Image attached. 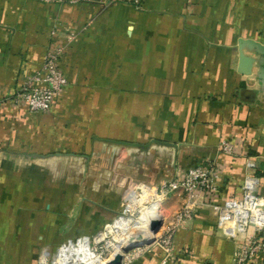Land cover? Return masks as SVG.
<instances>
[{
  "label": "crops",
  "instance_id": "obj_1",
  "mask_svg": "<svg viewBox=\"0 0 264 264\" xmlns=\"http://www.w3.org/2000/svg\"><path fill=\"white\" fill-rule=\"evenodd\" d=\"M56 47L70 86L34 115L12 98ZM206 162L221 171L216 203L242 199L248 172L264 196V0H0V264L100 231L123 183L156 189ZM202 203L171 257L158 247L131 264H234L256 227L242 234Z\"/></svg>",
  "mask_w": 264,
  "mask_h": 264
},
{
  "label": "built area",
  "instance_id": "obj_2",
  "mask_svg": "<svg viewBox=\"0 0 264 264\" xmlns=\"http://www.w3.org/2000/svg\"><path fill=\"white\" fill-rule=\"evenodd\" d=\"M50 1V0H45ZM64 48H53L49 51L41 70L22 82L12 102L17 106H25L34 115L49 113L57 99L70 86L69 79L60 69V61ZM239 145L229 140H223L219 151L227 156H238ZM247 156L249 167L255 157ZM251 165V166H250ZM221 171L216 162H206L186 170L170 181L163 182L157 189L162 197L168 200L179 197L182 199V209L172 222H163L161 231L155 236L158 247L162 248L167 258L174 253V237L177 228L192 220L197 201L202 205L217 208L224 217L234 221L240 233L245 234L250 226L258 231L252 238L244 239L236 244L234 264H252L264 257V196L259 193V180L252 172L245 178L244 195L242 199H233L218 204L215 199L220 195ZM131 190H129L130 192ZM205 199V201H204ZM158 238V239H157ZM167 258L160 264H167Z\"/></svg>",
  "mask_w": 264,
  "mask_h": 264
},
{
  "label": "rangeland",
  "instance_id": "obj_3",
  "mask_svg": "<svg viewBox=\"0 0 264 264\" xmlns=\"http://www.w3.org/2000/svg\"><path fill=\"white\" fill-rule=\"evenodd\" d=\"M123 184L125 185L123 186L125 187L124 193L122 197H120L118 200V203H117L118 206L115 211L116 213L114 214L112 219H110L101 228L100 231L96 233H92V234H83V233L79 234L76 230H74L75 232L69 235L70 237L68 236L66 241L61 243L55 249L48 250V252L45 250L40 251L38 264H103L104 261L106 260L108 261L109 258L112 257L113 255L112 253H114V249L116 246L115 243L119 240V236L123 235L124 237V234L127 233L124 229L119 228L118 226L117 222L121 220L120 219L117 221L119 216L127 215L129 218H131V219H126L125 224L126 225L131 224L130 231L135 232L139 229L146 228L144 226L143 227L138 226V217L141 216L139 215L141 209L154 204L158 200L163 201L164 209L155 218L156 226L159 223V221L167 222L170 219L169 217L173 215L176 216L182 209L181 207V209L179 208L176 211L172 209L170 210V208L167 207L166 205V203L168 202V198L162 197L159 193V190L157 191L158 188L153 189L152 187L143 186L140 183L135 184L134 182H132L131 184H127V185L126 183H123ZM129 190L131 191L129 192ZM135 197L139 198L138 199L139 204L135 202ZM132 205L135 206L133 211L131 210ZM112 225H114L113 229H116V232H115L116 235H111V233H109L108 230L106 232L107 227L112 226ZM66 226L68 227V229L73 227V222L68 223ZM148 235H151V234H148ZM151 238L153 239L152 242L154 241L153 243L145 244L141 240L142 243H140V245L142 244H145V245L135 247L129 253L124 252V258H123L122 264H131L137 258L142 256L144 253L149 252L153 250L154 248H158V244L155 240L156 238H154L153 235H151ZM77 239L82 240V241L88 239L89 245H84L83 248H81V250L79 249L80 251L78 250L77 253L73 252L71 256L68 255V256L63 257V252H61V250L65 246L69 245L70 243L76 242ZM46 255L48 256L47 258H46ZM78 255L81 256V258H79ZM77 261H80V262H77Z\"/></svg>",
  "mask_w": 264,
  "mask_h": 264
},
{
  "label": "bare ground",
  "instance_id": "obj_4",
  "mask_svg": "<svg viewBox=\"0 0 264 264\" xmlns=\"http://www.w3.org/2000/svg\"><path fill=\"white\" fill-rule=\"evenodd\" d=\"M129 199H131V198H129ZM138 199L139 198L135 197V202L138 203ZM127 200H128V198H127ZM163 206H164L163 201L158 200L154 204H152L146 208L141 209V211L139 213V215H141V216L140 217H138L139 215L137 216L138 217V226H141V227L144 226L146 228L139 229L135 232L130 231L131 230V226H130L131 224H128V225L125 224V220L131 219V218H129L127 215L119 216L117 221L120 219L121 220L118 222L116 221V222L118 223L119 228L124 229L127 233L124 234V237H123V235L119 236V240L115 243L116 246L114 249V253H112L113 254L112 257H110L108 261L107 260L104 261L103 264H118L119 258L124 257L125 249H127L131 245L140 244V243H142V241L144 243H146V242L151 243L153 240L151 238V235H153L154 227L156 226L155 218L158 214H160L161 211H163V209H164ZM134 207H135L134 205H132V208L130 207L132 211H133ZM112 226L107 227L106 232ZM150 231H152V232H150ZM115 232H116V229L112 228V230H109V233H111V235H116ZM148 234H151V235H148ZM153 237L155 238L154 235H153ZM83 243H89V240L86 239V240L82 241V240L77 239L76 242H73L72 244L65 246L61 250V252H64L65 249L69 250V249L74 248V247L81 245Z\"/></svg>",
  "mask_w": 264,
  "mask_h": 264
},
{
  "label": "water",
  "instance_id": "obj_5",
  "mask_svg": "<svg viewBox=\"0 0 264 264\" xmlns=\"http://www.w3.org/2000/svg\"><path fill=\"white\" fill-rule=\"evenodd\" d=\"M162 225H163V222L162 221H159V223L157 224V226H155L154 227V231H153V235L154 236H156L159 232H160V230H161V227H162ZM154 242V241H153ZM153 242H151V243H153ZM145 244H149V242H146ZM145 244H142V245H145ZM142 245H138V244H136V245H131L130 247H128L127 249H125V253H129L131 250H133L135 247H139V246H142ZM123 258L124 257H121V258H119V262H118V264H122V262H123Z\"/></svg>",
  "mask_w": 264,
  "mask_h": 264
}]
</instances>
